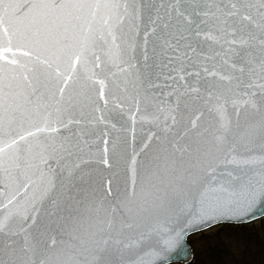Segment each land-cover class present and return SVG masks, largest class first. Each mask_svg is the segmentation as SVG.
Masks as SVG:
<instances>
[{
	"label": "snow or ice",
	"instance_id": "6c2138e0",
	"mask_svg": "<svg viewBox=\"0 0 264 264\" xmlns=\"http://www.w3.org/2000/svg\"><path fill=\"white\" fill-rule=\"evenodd\" d=\"M258 217L264 0H0V264H166Z\"/></svg>",
	"mask_w": 264,
	"mask_h": 264
},
{
	"label": "rangeland",
	"instance_id": "374dc122",
	"mask_svg": "<svg viewBox=\"0 0 264 264\" xmlns=\"http://www.w3.org/2000/svg\"><path fill=\"white\" fill-rule=\"evenodd\" d=\"M253 227H250V230L247 229L248 235L242 236V241L248 242L249 246L243 244L240 245V242L237 240L234 243H227L225 247V252L222 255H217L212 260L209 253L206 251V248L210 249L209 252L213 251V247L223 244L224 230L218 229V226H215L207 231H204L207 236V243H205L202 232L196 233L189 237V241L192 245L194 252V259L191 262L192 264H264V224L258 220L253 222ZM248 236H251L248 238ZM203 237L204 240H201L202 244L198 249L195 250L193 242L198 243ZM193 241V242H192ZM205 243V244H203ZM219 243V244H218ZM190 263V264H191ZM180 264V263H173Z\"/></svg>",
	"mask_w": 264,
	"mask_h": 264
},
{
	"label": "trees",
	"instance_id": "16d2710c",
	"mask_svg": "<svg viewBox=\"0 0 264 264\" xmlns=\"http://www.w3.org/2000/svg\"><path fill=\"white\" fill-rule=\"evenodd\" d=\"M260 221L264 224V218H262ZM253 224H255V223L238 224V225H235V224L219 225L218 229L224 230V233H223L224 237H222L223 238V244L214 246L213 247V251H211V252H209V250H210L209 248L208 249L206 248V251L209 253L210 257H212V260L215 258V256H217V255L219 256V255H222L223 253H226L225 252V247L228 245L227 243H229V244L230 243H234L235 241L238 240L240 242V245H242V242H243L244 245L249 246L248 242H245V240L242 241L241 238H242L243 235L246 234V236H247L248 235L247 233H250V232L247 231V229L250 230V227H253L252 226ZM202 233H203L202 234L203 237L206 235L204 237L205 240L202 237L200 240H198V243H195V242L192 241L193 242L192 244H193L195 250L198 249V244H199V247L202 245L200 243L201 240H204L205 243H207L206 241H207V238L209 236H207V234L205 232H202ZM249 237H251V236H248V238ZM205 243H203V244H205Z\"/></svg>",
	"mask_w": 264,
	"mask_h": 264
},
{
	"label": "water",
	"instance_id": "95a60500",
	"mask_svg": "<svg viewBox=\"0 0 264 264\" xmlns=\"http://www.w3.org/2000/svg\"><path fill=\"white\" fill-rule=\"evenodd\" d=\"M229 115H231V111L229 110ZM202 126H206L207 124L211 123V125L214 127L216 125V120L214 117L210 118L207 113H205L204 119L200 122ZM263 217H258L256 220L261 219ZM251 221V222H254ZM251 222H246V223H216L212 225L211 227L221 225V224H248ZM211 227H206V228H200L194 231L189 232L183 242L182 247H179L178 249L174 250L171 252L169 259L167 260L166 264H173V263H181V264H190L193 259H194V252L191 243L189 242V236L195 233H199L202 231H205ZM134 235V233H131Z\"/></svg>",
	"mask_w": 264,
	"mask_h": 264
}]
</instances>
